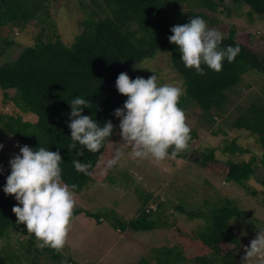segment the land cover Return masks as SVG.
Masks as SVG:
<instances>
[{
	"label": "trees",
	"instance_id": "obj_1",
	"mask_svg": "<svg viewBox=\"0 0 264 264\" xmlns=\"http://www.w3.org/2000/svg\"><path fill=\"white\" fill-rule=\"evenodd\" d=\"M225 0H92L95 7L82 22L83 31L71 44H67L61 35L45 39L43 32L36 37L33 44L23 48L17 58L0 66V90L4 101L11 100L20 112L0 110V144L2 136L14 137L21 145L29 147L59 150L62 161V180L69 185H76L74 192H82L90 183L105 182L111 179L116 166L106 169V161L116 153L114 144L119 141V118L113 110L122 107L126 95L120 94L115 81L120 72H127L130 78L131 69L147 58H153L158 51L169 52L174 69L181 75L185 87L184 95L178 106L183 108L194 103L204 118L213 119V110H224L228 101V92L237 86L244 75L252 71L264 73V56L249 48L237 37L233 27L222 41L225 45H239L240 52L231 62L224 60L219 72L212 71L206 65L204 74L200 75L192 68H186L179 59L178 46L170 43V28L176 24L188 22L192 16L209 19L208 12H217ZM233 3L245 4L249 14H256L264 19V0H230ZM50 0H0V51L14 43V29H23L32 20L42 23L50 15ZM189 6L183 9L182 4ZM83 4V2H81ZM250 40L251 35L245 34ZM3 43V46L1 45ZM5 46V47H4ZM3 53V52H2ZM13 92V95H12ZM89 100L90 108L85 107L82 115H91L101 124L110 119L114 125L113 134L105 140L101 149L95 153L84 149L83 155L77 156V149L69 151L72 141L68 113L70 101L74 96ZM25 114L36 119L26 120ZM233 127L250 131L263 147L259 164L264 171V99L256 100L235 118ZM196 132H190V139ZM232 153L245 152L235 141L226 146ZM171 153V149H169ZM184 152L176 156L184 155ZM73 159L90 163L88 174L78 172L73 166ZM8 158L0 149V239L6 230L16 225V216L12 212L15 204L14 194H5L2 186L10 173ZM253 156L250 160L235 161L221 159L214 149L203 153L198 165L201 168L219 175L228 181L246 183L256 174L258 166ZM113 181V180H112ZM264 186V174L260 179ZM151 196L142 199L139 214L129 220L115 216L111 225L120 231H152L169 229L175 224L170 222L160 210L148 207ZM178 210L191 219L201 218L204 223L197 230L181 235L175 244L155 245L152 257L156 264H239L234 258V251L240 246V240L233 234L231 219L243 216V211L229 198L213 208L209 213L188 211L178 206ZM87 217L94 218L97 224L104 219L110 220L112 213L85 212ZM27 232L24 225L22 229ZM186 230V229H184ZM33 236V235H32ZM32 244L28 241V246ZM34 247V246H33ZM33 249V248H32ZM31 249V250H32ZM30 249L26 250V260L20 255L13 256L12 262L0 252V264H33L30 261ZM53 259L62 258L60 250L51 249ZM24 253V252H23ZM147 257L142 264H150Z\"/></svg>",
	"mask_w": 264,
	"mask_h": 264
},
{
	"label": "rangeland",
	"instance_id": "obj_2",
	"mask_svg": "<svg viewBox=\"0 0 264 264\" xmlns=\"http://www.w3.org/2000/svg\"><path fill=\"white\" fill-rule=\"evenodd\" d=\"M49 4L50 15L42 23L34 19L23 29H14V43L4 46L3 53L0 51V66L17 58L23 48L35 42L41 31L45 39L54 37L56 32L65 43L71 44L83 31L82 22L95 7L92 0H50ZM182 8L189 10L185 3ZM208 13V27L216 28L224 36L235 27L237 39L264 56V19L249 14L247 5L225 0L217 12ZM245 34L251 35L250 40ZM154 73L157 74L158 83L181 87L183 94L180 98L183 97L185 87L182 77L172 66L169 52L158 51L153 58H147L131 69L132 75L144 78ZM227 92L228 101L224 110H213L214 121L202 117L194 103L182 108L190 132H196L182 156L169 155L159 162L150 158L138 159L130 155V148L120 137L114 149L123 155L111 179L90 183L82 192H74L75 207L65 245L60 249L61 259H53L52 248L38 247L35 237L22 230L24 225L6 230L0 239L1 254L8 258L9 263L16 254L26 260L25 251L33 248L29 261L33 264H142V258L145 257L151 260L150 264H156L152 257L155 245L175 244L179 238L181 240V235L197 230L204 223L201 218L191 219L178 210V206L188 211L209 213L229 198L243 211V216H235L230 221L233 234L240 240L234 258L239 264H264V256L246 259L247 246H250L259 228H264V186L260 182L264 171L259 164L263 147L250 131L233 127L235 118L244 108L256 100L264 99V73L252 71L244 75L241 82ZM0 110L20 112L13 101H4L1 90ZM24 118L36 119L31 114H25ZM2 141V151L8 160L19 153L18 145L21 144L14 137L2 136ZM233 141L244 148L245 152L227 151L226 146ZM210 149H214L217 156L225 160L243 161L255 156L258 166L256 174L241 184L201 168L198 162L203 153ZM148 194L151 196L148 207L156 209L157 204L161 203L160 210L174 226L135 232L132 229L120 231L111 225L110 221H114L115 216L126 221L135 218L139 214L142 199ZM13 200L15 204L18 203L14 197ZM86 211L109 212L112 216L110 220L104 219L97 224L94 218L86 216ZM28 241L34 245L29 247Z\"/></svg>",
	"mask_w": 264,
	"mask_h": 264
},
{
	"label": "clouds",
	"instance_id": "obj_3",
	"mask_svg": "<svg viewBox=\"0 0 264 264\" xmlns=\"http://www.w3.org/2000/svg\"><path fill=\"white\" fill-rule=\"evenodd\" d=\"M170 43L178 46L179 59L186 68H192L203 75L206 65L212 71L219 72L222 62L231 63L240 52L239 45H225L226 38L216 28L208 27L200 16H192L188 22L176 24L170 28ZM120 94L126 95L122 107L113 110L119 118V135L130 148V155L138 159L150 158L159 162L169 155L175 156L188 148L190 126L186 123L185 113L178 106L183 89L171 83H158L157 74L147 78H130L127 72H120L115 81ZM71 111L68 127L71 143L69 151L77 149V156L84 149L97 152L114 130L110 119L103 124L91 115H82L85 107H91L88 99L74 96L70 101ZM19 153L9 159L10 173L6 176L3 192L14 194L18 202L12 207L16 223H24L38 247H50L60 250L64 247L68 226L75 207L74 189L62 180L59 150L37 147L27 144L18 145ZM3 144H0V149ZM171 149V153H169ZM123 153L117 151L106 161V169L116 166ZM76 171L88 174L90 163L73 159ZM3 168H0V173ZM256 237L246 248V259L264 256V228H259Z\"/></svg>",
	"mask_w": 264,
	"mask_h": 264
}]
</instances>
